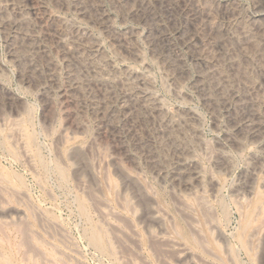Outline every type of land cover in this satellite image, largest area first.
I'll return each instance as SVG.
<instances>
[{
    "label": "rangeland",
    "instance_id": "rangeland-1",
    "mask_svg": "<svg viewBox=\"0 0 264 264\" xmlns=\"http://www.w3.org/2000/svg\"><path fill=\"white\" fill-rule=\"evenodd\" d=\"M1 1L2 0H0V3H2V5H0V13L2 12V14H0V21L2 22H0L2 24V26L0 24V87L4 89H0V94H2V96L0 95V207L2 208V210L0 208V264H187L188 262V264H215L216 259L219 264H264V172L260 169V166L264 165V146H262L264 145V130L262 134L260 132L257 136L259 139L256 137L254 140H244V143L237 145L238 148L235 144L232 145L236 147L232 146L231 143H228L227 140H225L227 138V135L225 134L229 135L231 131V125L227 121V118L225 117L226 115L221 114V116H216L210 107L204 106L205 103L201 99V94L195 88L198 79L197 76L201 69L199 68L200 66H197V64L189 57V52L186 49L184 50V48L179 47L178 54L183 59L185 71L176 78L175 82L178 84L181 80L182 83L180 82L175 86V82L172 79L173 82L170 81V77H167V74L169 73L167 71L168 68L165 64H162V60L159 58L158 54H154L156 50H154V47L149 44L148 36L150 34L148 33L150 29L146 24L137 19L136 16L135 18L128 13V9L134 7L138 0H38L37 3L39 5L38 8L42 11L40 16L44 15L45 17L46 11V15H50L55 19L57 18L56 20H62L64 18L65 21L74 23L73 25L76 26V28H85L90 33L91 38L97 39L102 43L104 51L103 55L107 57V60L112 62L116 69L119 68V70L117 69L119 72L125 65L128 67L131 66L137 71L142 70L141 72L148 76L147 78L150 80L151 90H153L152 92L158 96L162 104L164 103L163 105L167 108L168 112H194L193 114L196 117L197 128L198 130L200 129L198 131L200 135L199 140L202 142L199 144L202 149L198 148L199 146L194 147L192 155H196L194 156V160L200 170L201 190L196 192L193 197H191L192 194L191 196L189 195L185 200H181L180 197H178V190L174 189L170 183V179L176 174L178 170L177 167H179L177 163L178 155L175 154V157L174 153L176 152L173 151L174 149H172L169 144L170 142L165 145L170 146L165 148H163V146L158 147L155 149L156 152L153 151L151 154L152 156H149L145 155L138 147H134L129 139H126L131 155L126 157L123 156L122 164L125 169L136 178L137 186L142 190L144 195L141 199L144 200L143 204H138L134 197L133 190L123 185L124 181L120 174L116 172L109 162L106 163L108 160L107 158H109L108 155L110 156L113 153L112 151H114L111 149L112 146L105 147V151H103L104 155L102 156L97 155L92 148L89 149V151L91 150L90 153L88 152V148L91 147L92 143L95 141L94 139L97 136L95 131L97 132L98 127L95 118H93L91 114H88L85 119L86 121L84 120L86 125L83 124L81 132L75 135L74 141L72 139L69 144V140L60 143L61 141L58 139L59 135L67 127V118H65L67 115L66 112L72 109L70 105H65L62 98L60 99L61 93L66 85L65 83H67L65 82V79L67 81V77L65 76L67 74V69L62 60L64 51L61 50L62 48H58L59 46L57 44H52L53 42L45 38L47 41V43H45L47 46L46 59L49 60L52 58V60L49 61L53 64L56 63L55 65L51 64L54 67L56 66L55 71L57 69L56 72L58 74H56L58 79L56 85L53 86L51 92L48 90L50 96H48V99L51 100H48V102H50L49 106L45 99L47 98L45 96V84H43V86L41 84L42 82L45 83V81L41 80L42 82H40L41 78H39L37 81L33 80V82L29 80V83L28 79L25 80L26 77L21 73L19 65L14 61L13 56L15 50H17L15 54H18L19 56V54L23 52V48L25 49L26 46L19 38V34H17L18 32L15 31L12 26L9 28V21L14 20L15 18L19 19L20 16H28L26 18L32 22H34V20L37 21L40 16L36 18L34 15V11L31 8V0H13L14 4H18L19 7L16 4V7H14L15 5L12 4L13 2L8 3V0H5L4 3ZM11 1L12 0H9V2ZM149 2L155 3V0H149ZM28 3H30V5ZM6 4H9L10 7L9 5L5 6ZM20 4L21 6L22 4L25 5L23 6L24 8L20 7ZM263 4L264 0H200L201 7L211 10V16L213 15L211 25L213 29L211 28V25L208 27L206 26V29L203 28V30H201L202 40L199 42L197 41L194 44L195 48L198 45L197 49L198 47H200L201 50L204 48L209 49L210 46H212L211 43L216 42L215 39H219L217 41H223L224 39V42L226 43L223 42V50L226 51L228 54L227 56L230 57L227 60L225 55V67H228L229 69L231 64H235L234 67L236 68L229 69L231 74H234L232 78L235 87L237 86L238 90H240L239 92H242L243 96L249 98V100L247 98V101L250 102L249 104H251L252 111L255 112L254 114L256 115L257 120L260 119L259 121L262 122H264V41H262L264 40V28H262L264 26L258 29L262 33H258L259 31L254 30L250 23L251 18ZM77 5L80 6L79 8L83 6L82 9L86 10V13L82 15L78 13L76 9ZM153 5H155V8H158V3ZM95 6H98L99 9L109 18L113 34L134 33L133 44L135 48H137L136 51L138 50L136 55L138 59L135 55H133L134 57H131L132 54L128 55L120 51V48L118 49V47L109 40V37L111 36L101 31L97 24L95 25L94 21H96L95 18L98 14ZM3 8H5V10H3ZM16 8L20 12L23 11L24 14L22 12V15L19 14L20 12L18 13ZM25 8H28L29 13ZM15 13L17 15H14ZM8 17L11 20H6ZM4 21H8V23ZM3 24H8V26H3ZM245 25L247 29L250 28L254 37L257 36L254 43L246 42V39L243 40L244 37L241 34V28L243 27V29H246ZM171 27L172 25H169V28ZM7 30L8 32H6ZM12 30L15 32L13 33ZM211 31L212 34H210ZM205 33H207L206 37ZM239 34H241V36ZM12 35L18 37H12ZM227 37H229V39H227ZM171 38L175 39V36L171 35ZM259 38L261 39L260 42L257 41ZM240 39L243 40L242 42L245 41L247 45L250 44L251 46H247L245 42L242 43ZM14 41H19L20 43L15 42L14 46ZM230 41H232V43ZM256 42H259L260 45H258V43L255 44ZM205 43L206 45L208 44L209 47L205 46ZM17 44H21V46L19 45L18 48ZM252 45L254 47H252ZM259 46L263 48H259ZM227 49H231V51ZM246 49L247 52L244 53ZM230 52L232 53V56L230 55ZM119 53L120 55H118ZM238 53V56L243 57L245 54L246 56L239 58L236 55ZM49 55L51 58H47ZM20 56L22 55L20 54ZM38 56V59L41 58L40 61L44 65V55L42 56L41 53H39ZM156 56H158V58H156ZM229 59L231 60L229 61ZM121 60L124 63L121 62ZM237 61L240 63H237ZM41 62L40 64H42ZM143 67L146 71H144ZM234 77H237L235 78L236 80ZM113 80L114 79L111 78L109 79L111 82L107 81L106 84L110 83V87L109 85H105L106 89L112 90L113 87L115 88L117 86L116 81L114 80V82ZM112 81L114 83H112ZM38 83L41 85L39 86ZM113 84H115V86ZM249 88H252L253 90L251 91ZM246 89L251 93H247ZM111 90L110 92H113L116 88L112 91ZM243 91L246 92L248 96L245 95L246 93ZM179 93L182 96H180ZM116 95L119 96H117V98L120 100V95L118 93H116ZM251 98L252 100H250ZM252 103L254 108L252 107ZM119 105L120 104L118 103V108L120 107ZM45 106L49 108L46 109ZM67 107L70 110L67 109ZM20 112L23 115L19 116L21 114ZM47 117L50 118L46 119ZM16 119L19 120V122H24L23 125H20L22 123L17 124L19 122H17ZM22 119L25 120L22 121ZM14 120H16V124L19 125L18 128L20 126L22 128L20 127L18 130ZM27 121L29 124L25 123ZM12 123L14 124V127H12ZM13 129H17V132H14ZM24 129H27L29 133L25 130L28 133L27 134ZM9 131H13L14 133L12 132L11 134ZM33 132L35 136L33 135ZM13 134H15V136ZM21 134H23V136L25 135V137ZM16 135L20 136L17 137L20 138L19 140L16 138ZM26 138L27 140L29 139L28 143L26 142ZM23 139H25V141L21 142ZM16 140L23 144H20ZM30 140L32 141L29 142ZM57 140L59 142H57ZM217 141H221L224 145V152L228 161H230L229 163L227 162L228 166L225 168L222 167L221 170L217 168L219 166H216V161H214V159L217 158ZM248 141L252 142L250 143ZM25 142L26 144L30 143L31 145H26L25 148ZM72 148L81 149L80 156H77V159L76 157H73ZM106 148L109 149L108 152ZM169 148H171V151ZM63 149L66 151H72L66 153L65 150V152H63ZM195 149L199 151L197 152ZM210 152L216 153V156L214 155L212 158ZM62 154L66 155L61 156ZM85 154H87V156ZM153 154L156 155L157 160H154L155 156H153ZM100 157H103V159ZM149 159L150 161H148ZM158 161L160 163H157ZM156 165L161 166L164 171L163 178H160L155 172ZM256 165H259V168ZM2 176L4 178L5 176L8 177L4 179ZM17 177L19 179H17ZM7 178L11 181L9 182ZM247 179L249 180L245 181ZM112 182L114 183L113 185ZM9 183L13 185L7 186ZM81 184H85L86 187H82ZM108 184L111 185L109 186ZM249 185H251L250 189L253 188L252 192H250V189H246L249 188ZM13 187L15 188L12 189ZM91 187L95 188L90 191L92 189ZM98 188L99 190H95ZM203 192L205 193L203 194ZM98 198L99 200H97ZM101 200H103V202L104 200L108 201H106V203H99ZM108 202L109 204H107ZM116 202H118V204ZM104 205H108L111 208V211L108 206L106 207ZM121 205L124 208L121 207ZM144 205H148V207H152V209L155 208L154 210H157L159 219L163 220H159L160 222L158 221L156 224L152 223L147 225V220L143 221L142 217V212L144 208L147 207ZM101 207L103 210L107 209V212L109 209V212L112 213V211H115L113 214H118L116 216L108 213L110 216H115L114 221L113 217L107 216V213L105 212L102 213L103 215L106 214V217L103 215V217L101 216L102 213H99L100 211H103ZM114 207L117 208L115 209ZM202 208L208 209L206 211L207 213L205 210L202 211ZM211 215H213V220L210 218ZM118 216L121 220L116 218ZM19 219L22 220L19 221ZM102 219L104 221L106 220L107 223ZM99 220L102 221V224ZM110 221L112 223H110ZM208 221H210V223ZM161 222L165 223V226H163V223V225H160ZM188 222L191 224L190 226ZM112 224L114 227L112 226L111 228L110 226ZM135 225L139 229L136 228ZM149 225H151V227ZM114 228L115 231L113 230ZM134 228H136L135 232ZM128 229H131L130 232L135 233L140 238L135 234L134 237ZM145 229H148L149 232L148 230L146 232ZM164 229L166 230L165 232ZM117 231H119V233ZM126 231L129 232L131 236ZM162 231L163 234L160 233ZM149 233L153 235V237H151ZM155 233H159V235ZM127 234H129L128 236L130 238L125 236ZM97 235L99 237L101 236V240ZM154 235H158L160 238L157 237L156 239V236ZM123 236L124 240H121V237ZM93 237L98 239L92 241V239H94ZM126 237L130 240L131 244H129V240L127 242ZM132 240L137 241V244ZM101 241L103 242L101 243ZM100 244L102 245V248L100 247ZM174 244L175 246H173ZM176 245H180L182 248L177 247ZM184 248L191 251V253L193 252L192 254L194 256L198 255L199 258H202L204 254L207 255L203 257L204 259L202 258L203 261L196 257L192 258L190 261L188 260L182 263L176 262V260L179 259L177 256L180 252L179 250ZM229 248L232 249L233 253ZM165 249L166 251L164 252ZM194 249L196 251H194ZM167 250H169L170 253H168L169 251ZM198 250L199 253L202 251L200 256ZM228 250L229 253L226 252ZM225 253H228V255L231 253L232 256L235 255L232 259L231 254L228 256ZM175 255L177 257H175ZM193 259L197 260L194 261Z\"/></svg>",
    "mask_w": 264,
    "mask_h": 264
},
{
    "label": "bare ground",
    "instance_id": "bare-ground-1",
    "mask_svg": "<svg viewBox=\"0 0 264 264\" xmlns=\"http://www.w3.org/2000/svg\"><path fill=\"white\" fill-rule=\"evenodd\" d=\"M129 1H131V0H129ZM129 1H128V3H129ZM1 2L4 3L5 0H2ZM12 2H13V0L11 2H9V0H8V3H12ZM37 2H38V0L37 1L36 0H31L30 1V3H32V6H33V7L31 6V8L34 11V15L36 16V18L38 16H40V13L42 12L41 9L38 8L39 5H38ZM30 3H28V4L30 5ZM155 3H158V8L157 7L155 8V5H153ZM155 3L149 2V0H138V1H136L134 7H130L128 9V13L130 15L134 16V17L136 16L137 19H139L142 23L146 24L148 26V28L150 29V31L148 30L149 31L148 34H150V35L149 36L147 35L148 36L149 44L152 45L154 47V50H156V52H157L156 53L153 50L155 52V53L154 52L153 53L156 54V55L158 54L159 58L162 60V64H165L166 67L168 68L167 71L169 73L167 74V77L168 76L170 77V81L173 80L175 82L176 81V78L185 71V67H184V64H183L184 63L183 62V59L178 54L179 47H182V48H184V50L186 49L189 52V57L197 64V66H200L199 68H201L199 70V75L197 76L198 77L197 82L195 80V82H196L195 88L198 90V92H200L201 97H202L201 99L206 104V105L204 104V106L210 107L214 111V113L216 114V116H219V115L221 116V114L226 115L225 117L227 118V121L231 125L230 134L229 135L228 134H225L226 131L224 133L225 135H227V138L225 140H227L228 143H231V145L232 144H235L237 146L239 144L244 143L243 142L244 140H247V139L254 140L259 135L260 132L262 134V132L264 130V122L259 121L260 119L257 120L256 115L254 114L255 112L252 111L253 109H251V104H249L250 102L247 101V98L248 97L246 98L245 96H243L242 95V92L241 93L239 92L240 90H238L237 86L235 87V83H234V80L232 78L234 76V74L232 75L231 72H230V70H229L230 68H232V69L236 68V67H234L235 64H231L230 63L231 66H230L229 69H228V67L227 68L225 67V62H226L225 61L226 60L225 58L227 57V60H228V58H230V57H228L227 56L228 54L226 53V51L223 50V42H224V39L222 38L223 41L222 40L217 41L219 39L216 40L214 38L216 42L211 43L212 46H210L209 49L208 48L205 49L201 45L200 46L202 48H204L202 50H201L200 47H198V49H197V46L198 45L196 46V48L194 47V44L197 41L199 42V41L202 40L201 39V37H202V33H201L202 31L201 30H203V28H205L206 26L208 27L209 25H211V21H212L211 19L213 17V15L211 16V10L210 9H206L205 7H201L200 0H155ZM12 4H14V2ZM12 4H11V6H12ZM39 4H40V2H39ZM216 4H218V3H216ZM0 5H2V3H0ZM7 5H9V4H6L5 6H7ZM16 5H18V4H16ZM16 5L14 7H16ZM25 5L22 4V6H21V4H20V7H23ZM3 7H4V4H3ZM9 7H10V5H9ZM18 7H19V5H18ZM79 7L80 6H78V5L76 6V9H77L78 13H80L81 15L84 14V13H86V10L82 9L83 6L81 8H79ZM95 7H96V11L98 12L97 17L95 18L96 21L93 20L94 23H95V25L97 24L98 28L101 31H103L106 34H108L109 36H111V37H109L110 39L109 38L108 39L110 41H112L116 45V47H118V49L120 48V51H122L123 53L128 54V55L129 54H132L131 57H134L133 55L136 56L138 50L136 51L137 48H135V46L133 44V40H134V36H135L134 33L133 32L132 33L130 32L131 34H129V33L128 34L127 33L126 34H122L121 33L119 35L113 34V32H112L113 30H112V26H111V23H110L109 18L106 16V14L103 13V11H101L99 9L98 6H95ZM11 8H9V9H11ZM1 10H2V8H1ZM3 10H5V8H3ZM26 10L29 13L28 8ZM27 11H25V12H27ZM17 12L19 13L20 11L18 10ZM21 12L23 13V11H21ZM21 12L19 14H21ZM0 14H2V12ZM46 14L47 13L45 11V17H44V15L43 16H40L39 19H37V21H35L33 19L34 22H32L28 18H26L28 16H26V17L20 16V18L18 17L19 19L15 18L14 20H11L8 17L6 20H9V19L11 20V21H9L10 22L9 28L12 26V28L15 29V31L18 32L17 34H19L18 35L19 38L22 40V42L26 46L25 49L23 47H21V48H23V52L20 53V51H19V53L22 56H20V54H19V56H18V54L16 55L15 53H16L17 50L14 49L15 52H14L13 59L16 62V64L19 65L20 71L23 74V76L26 77L25 80L28 79V81L30 80L31 82H33V80H36L37 81L39 78H41L40 79V82L45 81V83L42 82L41 84H42V86H43V84H45V96L47 97L45 99H46V103L47 104L50 103V102H48V100H49L48 99V96H49L48 90H50V92L52 91V88H53V86L56 85V81L58 79H57V76H56L57 69L55 71L56 66L55 67L53 66L56 63L54 62L55 64H53L52 62H50L52 60V58H51L50 55L47 57V58H51V59H49L50 61L48 59H46L47 46L45 45V43H47V41H46L45 38H47L48 40H50L51 42H53L52 44H54V43H55V45L57 44L59 46L58 48H62L61 50L64 51L63 59L62 58L61 59L63 60V62L65 64V67L67 69L66 70L67 71V74L65 75L67 77V81L65 79V82H67V83H65L66 85H65V87H64V89H63V91L61 93L60 99L62 98L63 99V102L65 103V105L66 104L67 105H70L72 107V109L70 110L67 107V109L70 110V111L66 112L67 115L65 117V118H67V121H66L67 122V127L59 135V138L58 139H59V141H61L60 143H62V141L65 142V141H68L69 140L68 141V144H69L70 140L73 139V141H74L75 140L74 139L75 138V135L77 133L81 132V128L83 127V124L86 125L85 122H84V120L87 118L88 114L89 115L91 114L92 117L95 118V120H96V122L98 124V127H97V132L95 131V134L97 133L96 134L97 136L94 139L95 141L92 143L91 147L88 148V152L90 153L91 150L89 151V149L92 148V150H94V152L97 155L102 156V155H104L103 154L104 153L103 151H105V147L112 146L111 149L114 150V151H112L113 153L110 156L108 155L109 158H107L108 160H107V162L105 160V162L106 163L109 162L114 167V169L116 170V172L120 174V176L123 178V181H124V184L123 183L122 184L125 185L127 188H131L133 190L134 197L136 198L138 204H143L144 203L143 202L144 200H141L143 198V196H144L143 195V192H142V190H140L138 188L137 182H136V178L131 173H129L125 169V167L123 166V164H122V162H123L122 161V158H124L123 156L126 157V156H130L131 155V153L129 152L130 148H129V146H128V144H127L126 141L129 139L133 143L134 147H138L145 155H149V156L152 154L153 151H155L156 148L161 147V146H163V148H165V147L171 145L172 149H174L173 151L176 152V153H174V155L175 154L178 155V157H177V160H178L177 163H178L179 167H177L178 170H177L176 174L170 179V183L172 184V186H173L174 189H177L178 190V197H180L181 200H185L186 198H188L189 195L191 196V194H192L191 197L195 196L194 194H196V192H198L199 190H201L200 189L201 188V184H200V170L197 167L196 161L194 160V156H196V155L195 154L192 155V150H194V147H197V146H199L198 148H200V144L199 143L202 142V141L199 140L200 135H199V132L198 131L200 129L198 130V128H197V125H196V117L193 114L194 112L191 111V110L190 111L192 113L187 112V111H184V112L183 111L182 112L179 111V112H176V113H173L174 111L172 113L171 112H168L167 111V108L164 107V105H163L164 103L162 104V102L158 98V96H156L152 92L153 90H151L150 80L147 78L148 76H146L143 72H141L142 70L141 71H139V70L137 71L135 68L133 69V67H131V66L128 67V66L125 65L124 68H122V70L119 72L118 71L119 68H117L118 69L117 70L116 67H114V65L112 64V62H110L109 60H107V57H105L103 55L104 51H103L102 43L100 41H98L97 39L91 38L90 37L91 36L90 33L85 28H83V29L80 28V29H82V30H80L79 28H76V26L73 25L74 23H69L70 21L67 22V21L64 20V18L62 20H56L57 18L55 19L54 17H51L50 15H46ZM14 15H17V14L15 13ZM88 20H89V16H88ZM4 22H7L8 23V21H4ZM250 24L254 28V30L259 31L258 33L261 32L258 29H260V27L264 26V4L259 7V9L257 10L256 14L251 18V23ZM4 25L5 26H8V24L7 25L6 24H3V26ZM169 25H172V27L169 28ZM1 26H2V24H1ZM245 27H246V25H245ZM4 28H6V27H4ZM9 28H8V30H9ZM211 28H212V25H211ZM262 28H264V27H262ZM241 29H242L241 34L244 37L243 40L246 39L245 40L246 42H253L254 43L255 42L254 40L257 39L256 38L257 36L254 37L253 32L250 31V28L247 29V27H246V29L245 28L243 29V27H242ZM8 30L6 32H8ZM257 31H255V32H257ZM12 32H13V30H12ZM207 33H205V37H206V34ZM210 34H212V31H211ZM241 34H239V35L241 36ZM171 35H174L175 36V39L174 38L172 39L171 38ZM18 36L12 35V37H18ZM208 36H207V38L209 39ZM253 37H254V39H253ZM227 39H229V37H227ZM21 40H19V41H21ZM240 40H241V42L243 41L242 39H240ZM204 41H205V39H204ZM209 41H208V44H209ZM257 41L260 42L261 39L259 38V40H257ZM262 41H264V40H262ZM15 42L16 41H14V46H15ZM18 42H16V43H18ZM230 42L232 43V41H230ZM230 42H228V43H230ZM244 42H242V43H244ZM259 42H256L255 44L258 43V45H260ZM224 43H226V42H224ZM208 44L206 45V43H205V46L209 47ZM19 45L21 46V44H19ZM19 45H18V48H19ZM246 45H247V43H246ZM248 45H250V44H248ZM235 46H236V44H235ZM261 46H259V48ZM252 47H254V46L252 45ZM243 48H245V47H243ZM261 48H263V47H261ZM51 49H53V48H51ZM250 49H251V47H250ZM20 50H22V49H20ZM227 50H229V49H227ZM261 50H263V49H261ZM229 51H231V49ZM229 51H227V52H229ZM12 52H13V50H12ZM232 52H233V49H232ZM234 52H235V50H234ZM246 52H247V49L245 50L244 53H246ZM39 53H41V55L42 56L44 55L43 57H45V64L44 65L40 61L41 58L38 59L39 58V56H38ZM239 53L236 54L237 57H239V58H243V57L246 56V54L243 57L242 56H238ZM50 54H51V52H50ZM231 54L232 53L230 52V55ZM248 54H249V52H248ZM118 55H120V53ZM225 55H226V57H225ZM8 56H9V54H8ZM158 56H156V58H158ZM122 57H123V55H122ZM136 58H137V56H136ZM233 58H235V57H233ZM160 59H158V60H160ZM230 60L231 59H229V61ZM40 62L42 64H40ZM63 62H62V64H63ZM121 62H123V61L121 60ZM123 63H122V65H123ZM234 63H236V62H234ZM237 63H240V62L237 61ZM144 71H146L145 68H144ZM236 73H238V72H236ZM24 77H22V78H24ZM186 77H188V76H186ZM237 77L240 78L239 76H237ZM237 77H234V79L237 78ZM111 78H113L116 81V85L117 86L115 88H116L117 91L114 90L113 92H110L111 89L110 90L109 89H106V86L105 85H109L110 84V83L109 84H106V83ZM241 79H239V80H241ZM30 81H29V83H30ZM113 81H112V83L115 82V81L114 82ZM109 82H111V81H109ZM180 82H181V80L179 81V83ZM41 84H39V86ZM178 84H176V82L174 83L175 86H177ZM113 85L115 86V84H113ZM109 87H110V85H109ZM115 88L113 87L112 90L115 89ZM0 89H4V88H1L0 87ZM249 89H251V91L253 90L252 88H249ZM2 92H4V91H2ZM179 92H181V91H179ZM246 92L247 93H251L250 91L248 92L247 89H246ZM246 92H244V93H246ZM116 93H118L120 95V100H118V98H117L118 95H116ZM247 93L245 95H247ZM0 95L2 96V94H0ZM179 95H180V93H179ZM180 96H182V95H180ZM7 100H8V98H7ZM9 100H10V98H9ZM248 100H249V98H248ZM250 100H252V98ZM49 101H51V100H49ZM8 103H10V102H8ZM118 103L120 104L119 105L120 106L119 108L117 106ZM2 104H3V102H2ZM11 104H12V102H11ZM49 106H50V104H49ZM62 107H63V105H62ZM252 107H253V103H252ZM45 108L47 109L49 107H46L45 106ZM26 114H27V110H26ZM21 115H23V114L21 113L19 116H21ZM216 116H214V117H216ZM49 118L50 117H47L46 119H49ZM25 119H22V121L25 120ZM16 120H14V122ZM6 121H7V119H6ZM2 122H3V120H2ZM17 122H19V120H17ZM17 122H15V124ZM20 123H22V124H20ZM23 123L24 122H21L20 121L17 124L23 125ZM25 123L26 124H29L28 121L25 122ZM12 124H10V125H12ZM26 124H24V125H26ZM18 126L19 125H17V129L19 130V128L21 126L19 128H18ZM12 127H14V124L12 125ZM25 127H27V126H25ZM228 127H230V126H228ZM10 128H11V126H10ZM225 128H226V125H225ZM17 129L16 130L13 129L14 132L15 131L17 132ZM25 130L27 131V129H24V131ZM12 132H10V133L12 134ZM18 132H20V131H18ZM15 134H17V133H15ZM15 134H13V135L15 136ZM23 134H24V132H23ZM23 134H21V135L23 136ZM27 134H26V136H27ZM33 135H34V132H33ZM17 137H20V136L19 135H16V138ZM23 137H25V135ZM32 138H33V136H32ZM17 139L19 140L20 138H17ZM18 140H16V141L19 142ZM26 140H27V138H26ZM28 140L26 141L27 143H28ZM32 140H30L29 142H31ZM260 140H261V137H260ZM14 141H15V139H14ZM22 141H25V139L21 140V142ZM59 141L57 140V142H59ZM26 142H25L24 147L26 145H29L30 144V143L29 144H26ZM168 142H170L169 143L170 145L165 146L166 144H168ZM223 142H225V141H223ZM248 142H250V141H248ZM20 144H23V143H20ZM203 146H205V145H203ZM217 146H218V149H217V158L215 157L216 159H214V161H216L215 162L216 163V166H219L217 168H219L221 170L222 167L223 168L227 167L228 166L227 165V162L229 163L230 161H228V159H227V156H226V154L224 152V145L221 143V141H219V142L217 141ZM232 146H234V145H232ZM236 146H234V147H236ZM262 146H264V145H262ZM22 147H23V145H22ZM62 147H63V144H62ZM134 147H132V148H134ZM25 148H22V149H25ZM237 148H238V146H237ZM27 149H28V147H27ZM27 149H26V151H27ZM60 149H61V147H60ZM200 149H202V148H200ZM29 150H30V148H29ZM64 150L65 149H63V152L66 151V150L65 151ZM80 150L78 148L73 149V157H76V159H77L78 158L77 156H80ZM106 150L108 152L109 149L106 148ZM169 150L171 151V148H169ZM69 151H72V150H69ZM69 151L67 150L66 153H68ZM196 151L198 152L199 150H196ZM210 153L212 154V158L216 154V153H212V152H210ZM63 155L64 154H62L61 156H63ZM85 155L87 156V154H85ZM90 156H92V155H90ZM153 156H155V158H154V160H155L156 159V155L153 154ZM69 157H71V156H69ZM175 157H176V155H175ZM64 158H66V157H64ZM100 158L103 159V157H100ZM195 158H197V157H195ZM79 159H80V157H79ZM96 159H97V157H96ZM90 161H92V160H90ZM94 161H95V157H94ZM148 161H150V159ZM151 161H153V160H151ZM157 163H160V162L158 161ZM252 167H253V165H252ZM78 168H80V167H78ZM260 169H262V171L264 172V170H263L264 169V165H261L260 166ZM254 171H256V170H254ZM155 172L158 174V176L160 178H163L164 177V171L162 170L161 166H157L156 165V171ZM263 172H261V173H263ZM77 173H78V171H77ZM89 173H90V171H89ZM259 173H260V171H259ZM141 175H143V174H141ZM6 177H8V176H5V178ZM13 177H11V178H13ZM201 177H202V175H201ZM2 178H4V177L2 176ZM254 178H255V176H254ZM4 179H2V180H4ZM17 179H19V178L17 177ZM248 180L249 179H247L245 181H248ZM8 181H9V179H8ZM18 182H19V180H18ZM4 183H5V181H4ZM113 184L114 183L112 182V185ZM9 185H13V184H10L9 183L7 186H9ZM81 185H82V187L83 186L86 187L85 184L84 185L81 184ZM95 185H96V183H95ZM108 185L110 186L111 184H108ZM250 186L251 185H249V188H246V186H245V188L249 190L251 188ZM247 187H248V184H247ZM14 188L15 187H13L12 189H14ZM20 188H22V187H20ZM94 188L95 187H93L90 191H92ZM83 189H85V188H83ZM89 189H90V186H89ZM252 189H250L251 190L250 192H252ZM1 190H2V188H1ZM95 190H99V188L98 189H95ZM90 191H89V193H90ZM167 191H168V189H167ZM205 192H203V194ZM176 197H177V194H176ZM146 198H148V197H146ZM97 200H99V198ZM106 201H108V200H106ZM106 201L104 200L105 203H106ZM104 202H103V200H101V202L99 201V203H104ZM116 203L118 204V202H116ZM107 204H109V202ZM104 206L107 207L108 205H104ZM144 206H147V207L144 208V210L142 209L143 210L142 217H143V221L147 220L146 221L147 225L148 224H152V223H155L156 224L159 220L160 221L163 220V219L162 220L159 219L157 210L156 211L154 210L155 208L154 209H152V207L149 208L148 205H144ZM117 207H114V208L116 209ZM121 207H123V206L121 205ZM109 209L111 211V208L110 207H109ZM109 209H108V212H107V209L106 210L105 209L103 210V208H102L103 211H100L99 210L100 211L99 213L105 212V213H107V216H110L108 214V213H111V212H109ZM1 210H2V208H1ZM204 210L206 212L208 209H205L204 208L202 211H204ZM114 212L112 211L111 214H113ZM208 214H209V212H208ZM102 215H103V213L101 214V216ZM105 215H103V216L106 217ZM113 215H116L117 216L118 214L116 213V214H113ZM110 217H113V216H110ZM114 217H113V221H114ZM212 217H213V215H211L210 218L212 219ZM116 218L118 219L119 216L116 217ZM164 218H166V217H164ZM210 218H209V220H210ZM103 219H105V218H103ZM119 219L121 220V218H119ZM21 220L22 219H19V221H21ZM248 220H250V219H248ZM99 221H101V220H99ZM104 222L107 223L106 220ZM208 222L210 223V221H208ZM110 223H112V222L110 221ZM110 223L108 222L109 225H110ZM162 223L163 222H161V224L160 223H158V224H160V225H163L164 224L163 226H165V223H163V224ZM101 224H102V221H101ZM188 224H189V222H188ZM190 225L191 224H189V226ZM112 226H113V224L110 227L112 228ZM149 226L151 227V225H149ZM102 227H103V225H102ZM135 227H136V225H135ZM156 227H158V226H156ZM115 228H116V226H115ZM115 228L113 229L114 231H115ZM136 228H138V227H136ZM136 228H134V232H135ZM147 230H146V232H147ZM108 231H110V230H108ZM128 231L130 232L131 229H128ZM138 231H140V230H138ZM165 231L166 230L164 229V232ZM117 232L119 233V231H117ZM129 232H127V233H129ZM148 232H149V230H148ZM211 232H212V230H211ZM160 233L163 234V231L160 232ZM175 233H176V231H175ZM121 234H120V236H121ZM129 234H127L125 236H128ZM131 234L134 235L135 233H131ZM131 234H130V236H131ZM137 234H138V232H137ZM155 234H158L159 235V233H155ZM135 235H134V237H135ZM158 235L157 236L154 235V236H156V239H157ZM136 236L139 237L138 235H136ZM150 236L153 237V235H151V234H150ZM162 236H164V235H162ZM231 236H232V234H231ZM96 237L95 238L93 237L94 239H92V241L95 240V239H98ZM100 237H99V239H100ZM137 237H136V239H137ZM123 238H124V236L121 237V240ZM128 238H130V237L128 236ZM128 238H127V242L129 240ZM158 238H160V237H158ZM192 238H194V237H192ZM198 239H199V237H198ZM119 240H120V238H119ZM132 241H134V243L136 242L135 244H137V241H135V240H132ZM102 242L103 241H101V243ZM129 244H131L130 243V240H129ZM186 245H188V244H186ZM173 246H175V244ZM96 247H97V245H96ZM100 247L102 248V245ZM177 247H181V246L179 245ZM235 247H237V246H235ZM171 248H172V246H171ZM184 249H180V250L177 249L180 252H179V254L177 253L178 255L176 254L178 256V258H179L178 260H176V262L182 263V262H186L188 260L190 261L192 258H196V257L198 259H202L204 256L207 255V254H204V256H202V258H199L198 255L197 256H194L192 254L193 252L191 253V251L186 250V248H184ZM187 249H188V247H187ZM191 250H192V248H191ZM230 250L232 251V249H230ZM165 251H166V249L164 250V252ZM167 251H169V250H167ZM171 251H173V250H171ZM194 251H196V250L194 249ZM201 252L202 251H200V253ZM226 252L229 253V250L226 251ZM166 253H164V254H166ZM168 253H170V251ZM198 253H199V250H198ZM200 253H199V256H200ZM228 253H225V254L228 255ZM232 253H233V251H232ZM230 254L228 256H230ZM176 255H175V257H177ZM231 256H232V254H231ZM233 256H232V259H233ZM203 259H202V261H203ZM136 260H137V257H136ZM193 260L195 261L197 259H193ZM216 263H218L217 262V259H216Z\"/></svg>",
    "mask_w": 264,
    "mask_h": 264
}]
</instances>
